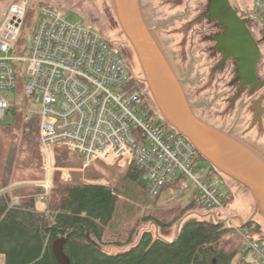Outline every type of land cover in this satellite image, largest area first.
Returning <instances> with one entry per match:
<instances>
[{"label":"built area","instance_id":"built-area-1","mask_svg":"<svg viewBox=\"0 0 264 264\" xmlns=\"http://www.w3.org/2000/svg\"><path fill=\"white\" fill-rule=\"evenodd\" d=\"M29 6L30 0H12L0 24V90L17 87L16 65L25 62L24 120L34 116L40 120L43 178L12 184L2 193L39 188L36 210L49 213L55 173L61 171L62 179H67V169L57 164L59 149L78 156L84 169L135 166L149 197H159L170 186L172 194L193 197L199 209L223 211L226 217L214 213L212 220L231 226L228 238L241 237L243 254L251 253L264 264V240L252 239L227 213L234 193L225 179L210 174L195 147L165 123L152 106L143 79L134 75L104 34L83 20L70 23L62 9L41 4L30 44L17 54ZM252 7L264 35V0H252ZM9 107L0 97V119ZM19 204L20 199L13 197L11 206ZM0 264H5L1 254Z\"/></svg>","mask_w":264,"mask_h":264},{"label":"trees","instance_id":"trees-1","mask_svg":"<svg viewBox=\"0 0 264 264\" xmlns=\"http://www.w3.org/2000/svg\"><path fill=\"white\" fill-rule=\"evenodd\" d=\"M149 97L151 101V95ZM18 119L16 126L0 127V254L4 255L5 264H59L52 247L62 238L66 239L64 252L70 264H233L242 251L244 240L228 238L233 230L228 224L213 220L188 223L189 220L172 241L145 232L130 249L109 253L103 247L111 244L122 248L132 243L131 231L123 241L126 228L113 242L106 239L118 232L134 212L119 189L81 182L82 175L78 173L71 174L70 182H63L57 175L47 204L49 213L36 210L39 188L19 187L2 193L15 182L43 178L39 117L25 121L21 112ZM68 155L64 149L57 151L59 167H72ZM200 160L210 174L227 179L201 156ZM123 169L128 170L129 178L142 182L140 169L135 166ZM169 188L166 186L156 198L147 195V210L142 211V221L169 229L198 209L193 197L177 202L164 212L148 209V205L156 204ZM13 197L20 199L18 206H11ZM141 210L139 208V213ZM244 228L252 239L264 240L262 221L254 219ZM248 254L251 253L244 254L237 264H258L253 257L248 259Z\"/></svg>","mask_w":264,"mask_h":264},{"label":"rangeland","instance_id":"rangeland-1","mask_svg":"<svg viewBox=\"0 0 264 264\" xmlns=\"http://www.w3.org/2000/svg\"><path fill=\"white\" fill-rule=\"evenodd\" d=\"M171 1L172 0H156L154 6L150 8L149 16L154 26L156 25L158 27V31L156 32L166 46L167 51L171 57L173 56L174 63L181 78L186 80V95L188 94L187 97L190 104L199 117L223 130H230L229 128L236 124L237 127L233 135L242 138L243 131L249 128L252 122V102L260 100L264 109V70L260 78L263 85L252 93H244L239 97L237 102L233 104L231 102L232 98L237 94L240 85L237 87L230 86L231 82L235 80V73L232 66L228 65L225 70H218L215 72L218 56H216V58L211 57L212 53L209 50L211 49L210 46L204 44L199 46L202 40L198 38L196 33L193 35L194 32L198 30L197 28L201 27L200 25H194L192 31H182V28L188 26L190 20H195L197 18L201 10L199 8L196 10L190 7L191 9H188V11L184 3L177 5L176 2ZM11 2L12 0H0V24ZM235 2H238L242 7H248L250 0H235ZM41 4H47L62 9L70 23H77L79 20H83L87 26L99 30L104 34L111 48L116 52L126 53L127 63L132 70H140L132 52V48L128 45L113 13L109 0H30L21 41L17 48L18 55H21L23 50L26 51V48L30 44L32 29L36 23L35 11ZM257 21L261 24L260 17L257 18ZM192 37L196 39L194 43L192 42ZM194 46L199 47L196 49ZM26 67L27 64L25 62L17 63L16 65V88L0 90V97L4 98L10 105L5 111L4 118L0 119V127L18 125V114L23 112L28 105L25 97V85L27 81ZM142 102L141 100L139 105ZM151 104L154 109L157 110L152 97ZM244 140L264 148V115L262 120V132L258 133L255 130L250 137H245ZM68 154V159L72 167L58 166L60 169H67L64 170L67 179L66 181L62 179V172L57 171L52 182L53 186L55 185L54 181L58 174L63 182H70L72 181L71 174L78 173L82 175L80 179L81 182L116 187L120 190L123 198L128 200L129 206L132 207V212H134V214L129 217L128 221L126 220L123 223L122 228L118 232L115 231V233H112V236L106 239L108 242H113L115 236L117 237L120 232L126 228L123 231V233L126 231L123 241L127 240L128 234L131 231L133 233V235H131L132 243L122 248H118L111 244L103 247L109 253H117L130 249L139 241L142 234L145 232L151 233L153 237L172 241L176 237L179 228L189 220L211 221L212 214H217L218 217L219 214L226 217L224 212L219 209L208 210L198 208L186 214L180 222L169 229L160 228L152 222L142 221L140 218L142 216V211L147 210L145 209V207L147 208V206H145L147 194L143 182H136L129 178L127 175L128 170L117 166L110 167L100 165L98 167L84 169L81 166V159L78 156L70 153ZM22 181L31 182L34 180L28 179L21 180L20 182ZM225 182L234 193L233 201L228 204L227 213L232 215L233 220L240 224V222L247 220L253 213L252 198L241 186L228 179H225ZM182 197L183 196L177 193H164L156 204L148 205V209L156 210L155 212H164V210L177 202H185L187 198ZM139 208L142 209L140 213L138 211ZM254 219L260 220V216H255ZM262 237L264 238V231ZM243 256L244 254L242 251L238 253L237 259L234 260L233 264H237ZM252 257V254H248L247 256L248 259Z\"/></svg>","mask_w":264,"mask_h":264},{"label":"water","instance_id":"water-1","mask_svg":"<svg viewBox=\"0 0 264 264\" xmlns=\"http://www.w3.org/2000/svg\"><path fill=\"white\" fill-rule=\"evenodd\" d=\"M109 1L122 33L134 52V56L143 75V81L165 123L175 129L181 136L185 137L195 147L205 162L215 168L218 173L241 186L250 194L253 201V213L247 220L243 222L239 221L240 226H247L254 220L255 216H260V220L264 223V204L262 203L263 187L260 189V185L262 182L264 183V179L254 169V164L256 163L264 168V148L233 135L231 130H223L203 120L195 113L186 95L184 80L181 78L173 58L157 34L156 29L144 14L141 1L133 0L134 9L142 21H140L141 26L144 25L153 33L160 45L161 52L163 53L164 51L166 57L168 56L170 59L169 64L165 63L163 55L158 51L156 46L159 56L165 63V69L168 72L172 70L176 74V89L175 87L174 90L171 88L170 92L176 98L175 101L178 102V108L181 107V117H175L173 119L169 116L161 107L158 98L160 96L158 85L150 80L148 62L145 59L146 57L143 53L144 48L141 44L143 40H138L135 34H133L134 30L131 29V18L127 15V10H124L125 6H123V3L120 0ZM229 8V4L225 1H222V4L214 5L213 11L220 15V17L225 18V25L228 28L226 34L217 39V49L224 53V60L231 57L237 60V73L238 77L244 80V88L248 85L255 86L259 84L256 79V71L260 58V50L254 42L246 24L237 17L232 9L228 11ZM167 91L169 95V90ZM260 120L258 116L257 121L260 122ZM216 139L228 141L229 143L223 144ZM236 145L243 147L246 151H239L236 149ZM195 221L193 219L188 223ZM65 242V238L59 239L52 247L53 254L59 264H70V260L64 252Z\"/></svg>","mask_w":264,"mask_h":264},{"label":"flooded vegetation","instance_id":"flooded-vegetation-1","mask_svg":"<svg viewBox=\"0 0 264 264\" xmlns=\"http://www.w3.org/2000/svg\"><path fill=\"white\" fill-rule=\"evenodd\" d=\"M140 1H141L142 10H143L144 14L146 15L147 19L152 24V26L156 29V31H158V27L156 25L154 26V24L152 23V19L149 16L150 8H152L154 6V3L156 0H140ZM172 1L176 2L177 5L184 3L187 10L191 9L190 7H193L196 10L199 8L201 10L199 15L197 16V18L195 20H190L188 26L185 28H182L183 29L182 31L183 32L185 30L192 31V28L194 25H200L201 27L197 28L198 30L196 32H194L193 35H195V33H196L198 38L202 40V42H201V44H199V46L202 44L210 46L211 49H209V50L212 53L211 57L216 58V56H218V61H217V66L215 68V70H216L215 72H217L218 70H220V71L225 70L228 65L232 66L234 73H235V80H233L231 82L230 86L231 87H235V86L237 87L240 85L238 88L237 94L232 98L231 102L233 104L236 103L237 100L239 99V97L241 95H243L244 93H246V92L252 93L255 90H257L260 86L263 85L260 78H261V75H263L262 71L264 70V35L261 32L259 23L257 21L258 17L256 15V13L253 11L252 0H250L249 6H248L249 8L240 6V4H238V2H235V0H172ZM222 1H225L229 4L230 8L228 11H230L232 9L236 13L237 17L246 24V27L248 28L250 34L252 35L254 42L257 44V46L260 50V58L258 61L257 71H256V79H257L259 84L255 85V86L248 85L247 87L244 88L243 87L244 86V80H242L238 77V73H237L238 72V70H237V63L238 62H237V60L234 57H231L229 59L224 60V53L217 49V46H218L217 39L224 36L228 30V28L225 25V18L220 17V15H218L217 13H215L213 11L214 5L222 4ZM224 6H226V5H224ZM187 10H185V11H187ZM183 12H184V10H183ZM192 38H193L192 42L194 43L196 41V39L194 37H192ZM128 45H129V43H128ZM198 47L194 46V48H196V49ZM132 52H133V50H132ZM119 53L126 60V53L125 52H119ZM133 54H134V52H133ZM172 58H173V56H172ZM132 72L134 73V75L141 77L143 79V75H142L141 70H139V71L132 70ZM184 86H185V91L187 93L186 80H184ZM251 112L253 114L252 122H251L250 127L243 131L242 138H244V139H245V137L246 138L250 137L255 130L258 133L262 132V120H263V115H264V109L262 107L260 100L252 102ZM258 116L261 119L260 122L257 121ZM236 127H237V125L235 124L229 129L232 131V133H234L236 130Z\"/></svg>","mask_w":264,"mask_h":264},{"label":"bare ground","instance_id":"bare-ground-1","mask_svg":"<svg viewBox=\"0 0 264 264\" xmlns=\"http://www.w3.org/2000/svg\"><path fill=\"white\" fill-rule=\"evenodd\" d=\"M120 1L121 3H123V6H125L124 10H127L126 11L127 15L131 18V22H132L131 29L134 30L133 34H135L138 40H143L141 44L143 45L144 48L143 53L146 57L145 59L148 62V71H149L150 80H152L153 83H156L158 85V89L160 91L159 92L160 96L158 98L160 100L161 107L173 119H175V117L180 118L181 107L178 108L179 107L178 102L175 101L176 98L170 92L171 88L172 90H174V87L176 89V74L172 70H170L171 72L170 71L168 72L164 66L165 63L169 64L170 62L169 57L168 56L166 57L164 51L163 53L161 52L160 45L158 44L153 33L150 32L147 29V27H145L144 25L141 26L142 21L140 19V16H138L137 11L134 9L133 0H120ZM156 46L158 48V51L163 55L165 63L163 62L162 58L159 56V52L157 51ZM167 90H169V95ZM216 140L222 142L223 144L229 143L228 141H223L221 139H216ZM236 147H237L236 149H238L241 152L246 151L241 146L236 145ZM254 169L264 179V168H262L261 166H259L258 163H256L254 164ZM263 185L264 183L262 182L260 185V189L263 187L262 203L264 204Z\"/></svg>","mask_w":264,"mask_h":264},{"label":"crops","instance_id":"crops-1","mask_svg":"<svg viewBox=\"0 0 264 264\" xmlns=\"http://www.w3.org/2000/svg\"><path fill=\"white\" fill-rule=\"evenodd\" d=\"M167 192H169V191H166L165 193H167ZM236 259H237V257H236Z\"/></svg>","mask_w":264,"mask_h":264}]
</instances>
